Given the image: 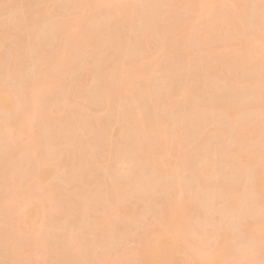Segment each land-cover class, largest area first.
<instances>
[{
  "label": "bare ground",
  "instance_id": "bare-ground-1",
  "mask_svg": "<svg viewBox=\"0 0 264 264\" xmlns=\"http://www.w3.org/2000/svg\"><path fill=\"white\" fill-rule=\"evenodd\" d=\"M20 1L22 19L8 30L0 24V264H122L115 240L127 227L148 233L152 225L143 223L156 207L158 231L146 238L138 264L263 262L264 241L256 252L251 245L257 235L264 239V0H62L58 17L46 8L51 0ZM16 8L0 0V17ZM45 23L54 37L30 47ZM24 30L31 31L26 38ZM8 36L14 41L6 49ZM228 58L229 73L215 71L214 62ZM94 66L99 86L75 103L68 71ZM83 112L95 117L89 135L63 156ZM86 145L123 150L117 181L98 186L97 206L80 199L79 181L92 184ZM218 164L233 175L215 183ZM57 179L74 188L66 191ZM191 185L199 203L218 198L224 215H236L237 234L233 220L224 230L198 211L188 217L195 211L184 198ZM245 217L251 221L238 222ZM57 228L64 232L50 238Z\"/></svg>",
  "mask_w": 264,
  "mask_h": 264
},
{
  "label": "rangeland",
  "instance_id": "rangeland-1",
  "mask_svg": "<svg viewBox=\"0 0 264 264\" xmlns=\"http://www.w3.org/2000/svg\"><path fill=\"white\" fill-rule=\"evenodd\" d=\"M20 2H21L20 0H4V5L12 4L13 3V4L16 5V7L18 9L16 8L17 9V11H16L17 13L15 12L13 14L14 16L11 15L12 17H10V18L8 16L6 17V15L0 17V24H1V26L3 25L1 28H3L4 25H5V30H8V28H6L8 26V24H9V26H10V24H11V26H13L12 25L13 21H14L13 24H15V21L17 23V22H19V20L22 19L21 18L22 17V14H20L22 12L21 11L22 4ZM63 4L64 3L62 2V0H59L58 2L56 0H51V1H48L46 3V8L53 15L60 16L61 14H64L63 13ZM15 15L17 16V18H16ZM17 19H18V21H17ZM97 21H96V25H97ZM99 21H100V19H99ZM99 21H98V25H99L100 22L102 23V21H100V22ZM102 24L104 25V23H102ZM44 25H46V26L44 27ZM49 26L51 27V26H53V24L52 25L51 24L48 25V23H45V24H43V27L41 26L42 28L40 27L41 30L39 28H38V30H36L37 31V32H35L36 35L34 33V36L35 37L33 38L35 42L29 43L30 44V47H32V46H35L36 47V44L35 43L39 42V40L43 41V42H41L43 44V43H47L51 39V37L52 38L54 37V35H53L54 32L51 33L53 30L52 31L50 30V29H52V27L48 29ZM10 27H9V29H10ZM45 28H46V31H45ZM100 28H101V25H100ZM47 30H50L51 32L50 31H47ZM24 31H26V30H24ZM24 31H22L23 32V35H24V36L22 35L23 38H26L28 36L27 34H29V33L31 34V31H28V32L27 31L24 32ZM50 34L53 35V36H50V38H49L48 36ZM13 41H14L13 38H11L9 36L5 39V44H6L5 46H7L6 49H8V46H12ZM207 42L208 41H206V43ZM204 44H205V42H204ZM32 48H34V47H32ZM4 49H5V47L3 48V51L2 52H6V54L8 55V58H10L11 55H10L9 51L6 50V49L4 51ZM152 51H156V50L154 49ZM91 55H92V53L89 52V53H86V55L84 56L85 57V60L87 62L90 61L89 58L91 57ZM104 55L106 57H108V56L110 57L111 50L108 49L104 53ZM105 56H104V59H106ZM109 57H108V59L110 60L113 56H111V58H109ZM92 58H91V60H92ZM108 59H106V60H108ZM30 64L31 63H30V61H28V58L27 57L21 58V67L24 70H26L27 73L28 72L30 73L31 70H32V69L30 70V68H32ZM29 65H30V68H29ZM214 66H215V69H216L215 71L219 72L223 68V72L225 74H227V73H229L230 60H229V58L228 59H225L223 62H217V60H216L214 62ZM184 70H186V69H184ZM157 71H158V69H157ZM186 71L178 72L179 77H180V73H181V76H182L183 74L186 73ZM157 74H159V72H157ZM100 75H101V72L99 73V67H95V66L91 70L88 69V67H79V68H76V69H74L72 71L71 70L68 71V74L66 76V83L69 85V87H71L72 92L75 94V97H76V98H74L75 103H82L83 102V96L88 92V90L90 91L95 86H99L98 84H100L99 83L100 81H97V80L100 77ZM159 76H160V74H159ZM220 83H223V82H220ZM221 85L224 86V84H221ZM215 87H210V89L211 88L213 89ZM200 96H202V94H200L199 97ZM194 98L195 97H192V100ZM152 99L155 100L156 98L153 96ZM121 100H123V96L121 97ZM104 108H105V106L99 107V108H93V110L96 113H101V112H103L105 110ZM98 117L100 119L102 118L101 115H96V118H98ZM93 118H95V117H93ZM93 118H92V116L89 117L84 112L77 118L76 125L79 127V132L77 133L76 136H70L69 142H67L64 145V147L62 148V153L61 154L63 156H66L68 154V151H71L72 149H74L77 146L79 140L84 135H86V134L89 135V130L92 128V126L90 125L89 122ZM120 126L121 125L115 124L112 127L111 133L114 136H116V134L118 132L117 130L120 128ZM214 126H216L218 128L219 127L220 128H223L221 126H218L217 124L214 125ZM182 144H185V142L182 141ZM225 146L228 147V148H232L234 146V140H233V137L231 135H228V136L225 137ZM93 147H91L90 145L89 146L86 145V147H85V157H84L85 160H86V164H88V165L90 164L92 166L89 169L90 170L89 171V173H90L89 178L92 180V184H81L80 181H79V184L81 185V198L80 199H81L82 202H84L88 206H97V205L100 204V198L98 197V194L97 193L99 191L98 190V186L101 183H104L105 181H109V180L110 181H113V182L117 181V180H115V178L113 177V175H114V173L116 171V169H115L116 168V163L119 160V156L121 155V153L123 151L122 148H121L122 146H116V147L110 148V149L109 148H107V149L102 148V149H98V150L95 147H94L95 148L94 149ZM96 147H98V146L96 145ZM175 147H176V144H175ZM98 148H100V147H98ZM72 163L75 164L76 163V159H75V157H73L72 155H70V165H72ZM145 164L149 165V167H150V166H152V161L149 160V159L148 160L145 159ZM226 167H225V165L223 166V164H220V165L218 164L217 165V167H216V171L217 172H216V175L213 178V182L220 183L225 178H227L229 176L231 177L233 175V172L231 171L232 170V167L231 166H228L227 164H226ZM70 169H71L70 166L69 167H66L64 169V173H65V171L66 172L71 171ZM245 171L247 172V174L252 175V174H255V171L256 170L254 168L248 167L247 170H245ZM78 174H79V172H78ZM229 174H231V175H229ZM77 178L78 177H76V180L75 181H77ZM55 182H56L57 185L60 183V185H62L64 187V189L66 191H69V192L72 191V189L74 188V185H75V184H67V183H64V182H62L59 179H57ZM102 188L104 189V186ZM5 190H6L5 186H0V195L4 194V191ZM196 190H197V186L196 185H191L190 186V191L188 193H185V195H184V198L185 199H188V201L191 204H194L195 205V207L193 205L191 206L192 209L189 208L191 211H193V210H195V211L190 212V213L188 212V217L189 218H192L193 216L195 217V215H193V214H194V212L197 213V211H198L199 212L198 215H200V217L204 218V220H207V219H210L211 220V219H213L214 222L216 220V222H219L220 225H221V227L224 230L225 229L226 230L227 229H230L231 230L233 221L234 220H237V219H234L233 220L232 218L235 217L236 215H233V217H231L230 215L229 216L224 215L222 213V211H223V209H222L223 208V205L218 200V198H216V197H215L216 199H213V197H212V200H210L211 202H209L208 204H205L207 202H203L204 204H201L202 203L201 201H200L201 203H199L198 200L200 199V197L195 195ZM208 195H209V193H208ZM130 196L132 197L131 200H130V203H136V198H137L136 193L133 192V194H131ZM206 198H207V201L209 199H211L210 197L208 199V196ZM125 200H127V199H124L123 200V206H128L130 203L128 204L127 202H125ZM157 200L163 201V197H158ZM22 201L25 202L26 200L23 199ZM136 206H139V204L136 205ZM124 213L126 215H128V212L125 211ZM67 215H69V214H67ZM65 216L66 215L63 216L64 219L66 218ZM238 218H240V217L238 216ZM159 219H160V207H156L154 209V211L144 221L143 225L144 226L146 225L148 227H149V225H152L153 226V225L156 224V221H158ZM192 219H190V222H191ZM239 220H238V222L241 223V221H242V223H243L244 220L245 221L246 220L251 221V218L250 217H245L244 219L241 218ZM240 225H238V228L240 227ZM152 226L149 227V232L146 233V234H143V232H142V228L141 227H143V226H140L138 228H134V227L129 228V227H127L126 228V234L124 236L119 235L118 238L115 240V243L113 245L114 246V250H115L114 252L118 254L117 260L120 261L122 264H138L137 263V260L139 258L138 253H139V251H141L143 249L144 244L146 242V238H150V236H151V234H152V232H153L154 229H155L156 232L158 231L156 229V227L153 228ZM233 226H236L235 227L236 230H234V231L237 234V232L239 230L237 229L236 222L233 223ZM63 232H64V230H61L59 228H57L56 230H52V229L51 230H48V233H49V237L50 238H53V236L58 235L57 233L62 234ZM263 241H264V239H260L259 236L257 235L254 238L253 244L251 245V252H256L259 249V246H260V244ZM232 245H233V243H232ZM235 245H237V244H235ZM231 247L234 248L235 246H231ZM133 251H135L134 252V255H136L137 257L134 256V255H132L131 252H133ZM24 257L25 256H23V257L21 256L20 257V260L25 261V258ZM185 261H186V263H189L190 262L189 257H187ZM260 264H264V259H263V262H261Z\"/></svg>",
  "mask_w": 264,
  "mask_h": 264
}]
</instances>
